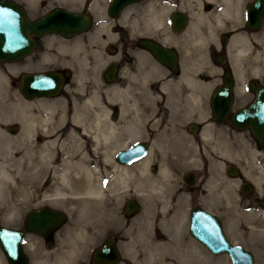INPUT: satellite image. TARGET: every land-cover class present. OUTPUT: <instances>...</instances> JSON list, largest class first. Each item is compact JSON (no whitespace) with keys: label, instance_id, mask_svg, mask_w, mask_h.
Segmentation results:
<instances>
[{"label":"flooded vegetation","instance_id":"flooded-vegetation-1","mask_svg":"<svg viewBox=\"0 0 264 264\" xmlns=\"http://www.w3.org/2000/svg\"><path fill=\"white\" fill-rule=\"evenodd\" d=\"M0 1L17 5L36 30H25L33 41L27 52L11 61L0 58L11 63V95L17 98L2 96L10 119L11 106L14 114L32 113L33 99L45 103L54 97L67 119L72 113L87 115L83 117L90 132L101 120L113 122L120 132L121 126L126 135V119L134 109L140 118L132 140L106 150L99 141L100 158H93L102 162L100 177L117 176L107 163L113 162L137 181L136 196H127L126 185L114 184V193L124 199L121 218L114 217L113 224L103 200L90 204L87 219H67L61 208L48 201L30 208L58 209L64 220L42 233L23 231L26 264H130L134 258L128 254L133 248L127 246L130 235L120 230L119 222L126 225L135 216L136 228L142 232L148 225L156 239L165 225L163 219L173 216L192 237L187 229L191 209L214 214L226 239L251 252L254 264L255 231L264 220V0ZM41 24L56 29L40 31ZM44 72L58 77L56 92L23 95L21 75ZM145 107L152 109L145 111ZM2 121L0 134L8 142L1 146L11 151V129L17 126L11 122L1 126ZM134 143L143 148L139 153L138 147L135 158H115L119 148ZM174 162L185 166L177 172ZM161 164L175 174L170 196L182 206L145 209L144 175L160 172ZM208 186L215 191L210 205L205 202ZM128 199L136 202L131 214L125 210ZM82 220L88 221L87 228L77 232L66 228ZM14 227L22 229V224ZM79 231L82 239L71 241ZM106 245L116 251L113 262L109 254H97ZM219 254L228 258L225 252Z\"/></svg>","mask_w":264,"mask_h":264},{"label":"rangeland","instance_id":"rangeland-1","mask_svg":"<svg viewBox=\"0 0 264 264\" xmlns=\"http://www.w3.org/2000/svg\"><path fill=\"white\" fill-rule=\"evenodd\" d=\"M2 96H5L7 100L17 99V98H13V96L11 95V63L0 61V102H1L0 105L3 106V107H0V110H1L0 120H3L2 121L3 124L1 123V126H6L9 122H11V125L15 124L17 126L15 130L11 129V151L9 150L10 152L8 155H6L3 152V151H7L6 148L8 147L1 146L3 145V143L8 142V139L0 134V152H3V155L0 154V160H3L5 162L7 160L8 162L10 160L11 162H16L15 167H16L17 172H13V176L19 186V192L14 193L13 197H11V194H9L6 200V204L5 203L0 204V224L14 227V226H20L22 224L23 216L27 210L33 207H37L45 202L39 199L38 195L44 194L48 190V188L50 187L52 183V178L49 174L45 173L44 175L43 172L41 173L39 171H37V173L32 174L31 173L32 171L30 170H33V167H29V163L36 164L37 162L44 161L43 157L40 156L42 144H43V141L45 140V134L42 131L43 126H41L40 122H35V124L33 125L34 128H32V131L29 130L28 127L25 126L26 125L25 120H27L29 111L28 110L25 111L28 113V114L25 113L27 115L18 114V113L14 114L12 112V106H11V119H10V117L8 116L9 114H8L7 105H4ZM51 99L52 100L48 99V101L56 100L55 97ZM40 100L41 99L32 100V108H31V111L33 113L32 115H39V114L44 113L43 111L44 108H41L38 106V103ZM57 103L58 102H56V105H54V108L56 110H59V109L61 110L59 103L58 104ZM17 104H18V101L16 102V105ZM150 108L151 107H145L144 110L149 111ZM121 130H122L121 133L124 132L123 129ZM129 132H130L129 129L126 130L125 132L126 135L123 134V136L127 138L129 135ZM0 133H2L1 130H0ZM37 135L41 137L39 140H37L36 138ZM98 150L99 149H96L95 152L92 153V156L93 158H96L99 160L100 152ZM212 154L214 155V153ZM176 156H177V153H176ZM174 163H175V167H177V172H179V170L184 168L185 166L183 162L181 163L174 162ZM10 164L11 163H9V165ZM96 164L98 167L99 175L101 176L102 162L98 161L96 162ZM161 165L165 167L166 164H161ZM106 167L108 168V166ZM166 167L169 168L167 165ZM215 167L216 166L213 163V171ZM154 173L144 175L142 190L144 191L145 194L142 195V201H143L142 206H144L145 209L149 207H155V206L166 207L167 204L173 207L182 206V204H179L178 202L173 203L172 202L173 198L172 196H170L171 195L170 192L171 190H173L175 183H176L175 174L169 173L167 177L168 184L166 185V187H162L163 189H160L159 190L160 192L158 193V191L153 188V185L156 184L157 186H159V184L163 183L162 181L163 176L161 175L160 172L156 174ZM147 175H150L151 178L147 177ZM101 179L104 181L103 183L105 185L109 184L110 180L106 178L105 176L101 177ZM135 182L136 181L134 178L133 179L128 178L126 182L127 188L125 189L128 194L127 196H131V194L136 196L135 192L138 188L136 187ZM117 185H119V183H117ZM32 191L35 192V194L32 193L34 196L31 198L29 197V195L31 194ZM103 191L106 194V197L103 199V202L105 203L104 205L107 209V212L112 214V223L114 224L116 223V221L114 220V217H117V220L121 218L120 207L122 206V200L124 199H122L121 195L117 197L118 199L113 198L112 196H109V195H112L110 193L111 191H108L106 189H104ZM214 193H215L214 189H210V187L208 186V193L205 194L207 196V199L205 200L207 205H210V201L212 199L211 195L214 196L215 195ZM53 199L48 200V202L51 205L61 208L64 211L65 215L67 216V219L75 215L74 210L78 208V206L74 205L75 202L77 201L76 199H73L70 197H59V198L56 197ZM12 202H15L19 205V211L13 215L11 214L12 208L10 206ZM183 206H186V202L183 204ZM89 207H91V205L81 207L82 209L87 211L85 214L83 213V216L85 215L84 219H87V214H89L90 212ZM145 212L147 211L145 210ZM171 217L174 218L173 216ZM263 222L264 220L262 219L261 220L262 225L259 226L261 228H258L255 231V239H256L255 246H257L258 248L256 247L257 250H256V255H255L256 257H255L254 264H264V253H263L264 226H263ZM74 223L76 225L83 224L84 228L89 225L87 220H82V222L78 221ZM119 223H118V227L120 228V230L124 233H125V230H127L126 233L130 235L127 238L124 237L128 239L129 245L127 246L133 247L131 249L132 252L131 253L128 252V254H131V256L134 257L132 259L133 261H131L130 264H162V261L164 258H166V260H170V261L172 260L176 262L182 256L180 253L173 252L172 247H168V248H164L161 246L155 247L156 240H155L154 234L152 232V229L146 224L143 226L144 236L140 237L141 240L137 239V234H135V230H136L135 216L132 219H129L126 225H122V222L120 224ZM166 226L167 224L162 226L161 229L166 228ZM68 227H69V224H67L66 228ZM179 228L180 229H177L176 231L181 232V234L177 233L176 237H174L173 239H170V242L173 245L178 246L180 252H188L187 254L189 255L192 252L191 249L194 248L195 250L194 257L201 259L205 264H231L228 258L225 257L224 255L211 253L202 244L196 242L192 237L188 236V234L184 232L183 226H179ZM153 230H155V233L158 232L156 229H153ZM86 239L83 243L81 242L82 244H84L83 247L85 251L88 246V241ZM196 253L198 255H196ZM134 261H137V262L135 263ZM0 264H7L6 259L1 249H0ZM62 264H67V263H62ZM75 264H87V263L84 261H81Z\"/></svg>","mask_w":264,"mask_h":264},{"label":"bare ground","instance_id":"bare-ground-1","mask_svg":"<svg viewBox=\"0 0 264 264\" xmlns=\"http://www.w3.org/2000/svg\"><path fill=\"white\" fill-rule=\"evenodd\" d=\"M88 100L86 99L85 103H89ZM56 102H57L56 100L48 101L45 103L39 102L38 106L44 108L43 110L44 113L39 115H32V113H29L27 120H25L26 121L25 126H27L28 129L31 131L32 128H34L33 127L34 123L40 122L41 126H43L42 131L45 134V140L43 141L41 154H40V156L43 157L44 161L37 162L36 164L29 163V167H33V170H30L32 171L31 172L32 174L37 173V171H39L41 173L43 172L44 175L45 173L49 174L52 178V183L48 188V190L44 194L38 195V198L41 199L42 201H48L56 197L57 198L70 197L76 199L77 201L75 202L74 205L78 206V208L74 210V214H75L74 216H76L77 218L83 216V213L85 214L87 212L86 210L81 208L82 206H88L92 203L97 204L102 202V200L106 197V194H103L104 189L111 191L110 193L112 195L109 196H112L113 198H117L116 192L112 193L114 192L113 190L114 184L119 183L120 185H122V187L127 185L126 182L128 180V176H126L127 174L124 172L125 170L121 167H117L118 165L116 166L113 162H107L111 170L110 172L112 173L115 171L118 174L117 176H115L116 173L115 175L113 174L116 179L115 178L109 179L110 180L109 184L105 185L103 183L104 181L101 179V177H99L98 167L96 162H93L92 153L98 147L97 143L99 141H101L100 142L101 147L106 150V149H115L116 147L123 146L125 145V143L132 140L136 136L137 133L136 131L140 123L139 122L140 118L138 117V114L134 109V111L131 113V116L128 119H126V123L128 124L127 128L130 131L127 138H125L120 131H117L116 129L117 126L115 127V124L113 122L111 121L101 122V120H97L96 118L94 119L97 120L95 122L96 125L94 124L96 126V129L90 132L89 131L90 128L88 129L86 126L88 124L85 123L86 118H84L87 115L86 116L83 115L84 116L83 117L82 115L78 116V114L72 113L70 115V119H67L65 117L66 115L63 112H60L62 109L56 110L54 108ZM130 105L131 104L129 103V105L126 106L127 111L129 113L131 110H133L131 109L132 106L130 107ZM103 116L105 115L103 114ZM90 120L91 119H89V121ZM119 128L122 129L121 126ZM6 150L7 151H3V152L6 155H8L10 151L8 148H6ZM3 152H0V154L3 155ZM105 159L106 158H104V160ZM9 163L11 164L9 165ZM15 165L16 162H8V160L5 162L3 160H0V204L1 203L6 204V200L9 194H11V197H13L14 193L19 192V186L13 176V172H17ZM144 165H146V163H144ZM159 170L161 175L163 176V180H162L163 183L159 184V186H157L156 184L153 185V188L156 189L158 193L160 192L159 191L160 189H163L162 187H166V185L168 184L167 177L169 175L166 167H164L163 165L160 166ZM128 175L130 177V174ZM32 193L35 194V192L33 191L31 192V194ZM31 194L29 195V197L32 198L34 195ZM10 206L12 208L11 210L12 215L16 214L19 211V205L17 203L12 202ZM163 220H165L164 222L165 225L167 224V226L166 228L159 230V234L157 236L158 238L156 237L155 239L156 240L155 247L156 246H161L164 248L172 247L173 252L180 253L182 256L176 262L172 260L171 261L166 260V258H164L162 264H205L201 259L194 257L195 256L194 248L191 249L192 252L191 254L188 255L187 254L188 252H180L178 246L173 245L170 242V239L176 237L177 233L181 234V232L176 231L177 229H180L179 228L180 223L178 225V222H176V220L171 216L168 218L166 217ZM82 227L83 224H79V225L69 224L68 228L74 229L76 231L77 229L82 230L83 229ZM43 229H51V228H49V226H45ZM136 231H137L136 232L137 239L141 240L140 234H142V232L144 233V231L141 232L140 228H136ZM76 235L78 236H76L71 241L82 239L80 236V231ZM143 236L144 235H142V237ZM11 238L15 240V237H11ZM196 255L198 254L196 253ZM134 262L136 263L137 261Z\"/></svg>","mask_w":264,"mask_h":264},{"label":"water","instance_id":"water-1","mask_svg":"<svg viewBox=\"0 0 264 264\" xmlns=\"http://www.w3.org/2000/svg\"><path fill=\"white\" fill-rule=\"evenodd\" d=\"M37 25V24H36ZM43 25V26H42ZM35 30V24L27 23L23 12L14 3L0 1V58L11 61V57H19L27 52L33 45V41L25 35V30ZM56 29L47 24L40 25V31ZM20 91L26 97L49 96L56 92L58 77L51 72L42 74H22L20 77ZM140 143H134L115 152V158H135L142 151ZM141 147L139 153L138 147ZM136 209V202L128 199L125 202V210L131 214ZM64 220V214L58 209L41 206L31 209L24 215L23 229L0 225V249L4 254L7 264H26V255L21 247L23 230L42 233L45 226L56 228ZM188 231L211 253L225 252L232 264H251L253 257L251 252L240 245L230 243L221 231L218 220L214 214L203 209H191L189 213ZM11 237H15L13 240ZM14 245V248H13ZM108 250V252L106 250ZM106 251V252H105ZM109 254L111 261H115L116 251L111 245H106L97 250L98 255Z\"/></svg>","mask_w":264,"mask_h":264}]
</instances>
